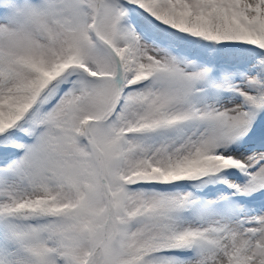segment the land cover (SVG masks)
I'll return each instance as SVG.
<instances>
[{"label": "snow or ice", "instance_id": "obj_1", "mask_svg": "<svg viewBox=\"0 0 264 264\" xmlns=\"http://www.w3.org/2000/svg\"><path fill=\"white\" fill-rule=\"evenodd\" d=\"M0 264H264V0H0Z\"/></svg>", "mask_w": 264, "mask_h": 264}]
</instances>
